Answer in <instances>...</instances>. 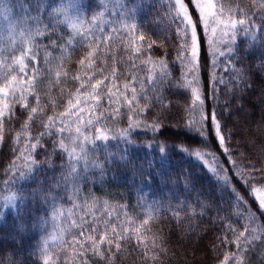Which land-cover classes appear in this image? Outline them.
<instances>
[{
  "label": "snow or ice",
  "instance_id": "6c2138e0",
  "mask_svg": "<svg viewBox=\"0 0 264 264\" xmlns=\"http://www.w3.org/2000/svg\"><path fill=\"white\" fill-rule=\"evenodd\" d=\"M0 264H264V0H0Z\"/></svg>",
  "mask_w": 264,
  "mask_h": 264
}]
</instances>
